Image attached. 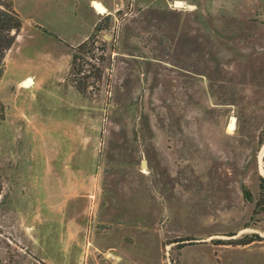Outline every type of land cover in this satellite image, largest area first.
<instances>
[{
    "label": "rangeland",
    "instance_id": "obj_1",
    "mask_svg": "<svg viewBox=\"0 0 264 264\" xmlns=\"http://www.w3.org/2000/svg\"><path fill=\"white\" fill-rule=\"evenodd\" d=\"M97 1L114 50L101 92L84 97L68 74L74 45L35 20L68 39L86 24L15 0L22 29L0 78V264H113L101 247L132 235L151 236L130 250L150 245L153 260L158 238L161 264L183 251L193 264H264V0ZM83 3L72 0L75 15ZM38 57L57 60L49 81L32 77ZM59 122L71 129H37Z\"/></svg>",
    "mask_w": 264,
    "mask_h": 264
},
{
    "label": "crops",
    "instance_id": "obj_2",
    "mask_svg": "<svg viewBox=\"0 0 264 264\" xmlns=\"http://www.w3.org/2000/svg\"><path fill=\"white\" fill-rule=\"evenodd\" d=\"M45 3H47L49 5L50 8H54L55 10H57L59 12V14H61L62 19H61V24L62 25H66L69 26V21L71 19H75L78 20L79 23H83L86 24V30L79 36L75 37V39H68L65 38L63 34L59 33L58 30L54 29V28H50L46 25V22L41 20V21H37L35 20V22L42 26V27H46L47 29H49L50 31H52L53 33L58 34L61 39L63 40V42L68 43L70 45H78L79 43L83 42L84 40H86L90 34L92 33L96 23H97V17L99 15H101L99 12H97L94 9V6L92 7L91 2L95 1V0H82V2H84L82 4V12L79 11L78 15H75L73 13V7H72V0H43ZM97 1V0H96ZM176 2L182 3V8L184 7V3L177 0ZM86 10L88 11L87 13L89 14V16L87 15L85 17V13ZM84 12V17L82 16V13ZM88 19V20H86ZM65 26V27H66ZM41 37V36H40ZM208 39L209 42L211 44L210 49L211 51L213 50V52H215L216 46L221 44V36L219 33V30L217 31V26H216V21L214 20V22H212V27L211 29L209 28V32H208ZM60 43H56L54 44V49H59L61 51L60 48ZM71 48V47H70ZM215 56V54L213 55ZM70 56L67 55V59L66 61L68 62ZM32 63L34 64V68L35 70L32 73V77L35 78L36 82L39 81H49L48 79L44 78V75L46 77L50 76V71L49 68H54L57 64V60H55L52 57H47V58H43V57H38L35 58L34 60H32ZM39 67L41 69H37L36 68ZM65 69L62 70V72L59 73V75L61 73H64ZM54 73V72H53ZM52 73V74H53ZM51 74V75H52ZM43 77V78H42ZM48 83V82H47ZM39 114H45V112L39 113ZM39 127H37V129H47V128H53V129H62L63 131L66 129H71V126L67 123H62L59 122L57 123H38ZM58 126V128H57ZM65 137V136H64ZM70 138H68V149H66V141L64 139L63 142V149H61L63 151L62 153V158L64 159L63 161V167H66V163L71 164V142H70ZM61 146V144H60ZM67 161V162H66ZM71 169V168H70ZM66 173L64 172V175L66 176ZM71 174H69L68 178L70 179ZM66 185V187H65ZM61 187H63V192H65L66 194L69 193L70 190V182L67 185L66 183H62ZM143 229H145V226L142 227ZM108 235V234H105ZM141 237V236H140ZM149 238L151 239V236H143L142 238H138L137 242H136V238H133V235L131 237L128 238V236L125 237H117L116 243L115 244H110V243H106L105 246L101 247V250H103L104 252H111L112 257L114 258L113 260V264H161V245H160V241L157 238V254L155 255V259L153 260L151 257V254L149 255L148 251H146L147 248H149V246L145 247V251H142L140 253L134 254L133 250L131 251V248H135V247H139L142 248L143 244H149ZM105 241V240H104ZM136 244V245H135ZM138 244V245H137ZM142 244V245H141ZM156 248V246H155ZM184 251L181 253L180 256V261L179 264H193V262H190L189 259H186L184 256ZM186 253V252H185ZM190 253V252H189ZM189 255V254H188ZM191 256L189 257L191 260H196V259H205L202 256H199V254H190ZM190 263H189V262ZM196 262H194L195 264ZM198 263V262H197ZM196 263V264H197ZM198 264H208L205 261L204 262H200Z\"/></svg>",
    "mask_w": 264,
    "mask_h": 264
},
{
    "label": "trees",
    "instance_id": "obj_3",
    "mask_svg": "<svg viewBox=\"0 0 264 264\" xmlns=\"http://www.w3.org/2000/svg\"><path fill=\"white\" fill-rule=\"evenodd\" d=\"M110 15L97 21L90 36L71 47L70 54V73L81 75L79 80H73L74 89L82 96L87 97L91 94H98L102 90V81L105 73V63L107 60L108 47L114 50L115 39L106 41L100 38L101 32L107 27L104 23L109 24ZM22 29V20L15 9V0H0V78L5 70V57L11 48L15 45L17 37ZM45 34H49L43 30ZM51 35V34H49ZM109 84L107 79L106 85ZM264 138L260 140L262 144ZM259 191L264 193V178L259 179ZM264 195V194H263ZM6 195L3 194V185L0 182V210L4 205ZM257 207V204H256ZM252 243L246 242L244 245Z\"/></svg>",
    "mask_w": 264,
    "mask_h": 264
},
{
    "label": "bare ground",
    "instance_id": "obj_4",
    "mask_svg": "<svg viewBox=\"0 0 264 264\" xmlns=\"http://www.w3.org/2000/svg\"><path fill=\"white\" fill-rule=\"evenodd\" d=\"M94 9L99 12L100 14H105L107 13V10L106 8L99 2V1H95L94 2ZM33 84V81L31 78H28L26 80H24L22 82V86L25 87V88H29L31 85ZM233 122H234V118L232 119V124H231V127L233 126ZM233 128V127H232ZM146 164V163H144ZM143 164V165H144Z\"/></svg>",
    "mask_w": 264,
    "mask_h": 264
},
{
    "label": "water",
    "instance_id": "obj_5",
    "mask_svg": "<svg viewBox=\"0 0 264 264\" xmlns=\"http://www.w3.org/2000/svg\"><path fill=\"white\" fill-rule=\"evenodd\" d=\"M145 162L143 161L142 164H144Z\"/></svg>",
    "mask_w": 264,
    "mask_h": 264
}]
</instances>
